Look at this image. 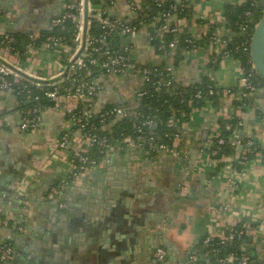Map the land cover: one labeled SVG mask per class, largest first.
Wrapping results in <instances>:
<instances>
[{"label": "crops", "instance_id": "0c3cea01", "mask_svg": "<svg viewBox=\"0 0 264 264\" xmlns=\"http://www.w3.org/2000/svg\"><path fill=\"white\" fill-rule=\"evenodd\" d=\"M63 1L0 0V31L45 30ZM243 1L174 0L187 4V15L176 21L180 29L198 41L178 63L173 62L176 80L187 87L206 78L230 88L232 95H218L203 104L204 111L188 114L176 155L149 158L141 151L118 152L83 173L63 193V210L45 197L48 186L65 177L73 154L69 147L52 155L66 128V104L44 106L39 131L20 132L18 99L11 92H0V243L13 240V258L6 264H156L153 252L160 246L166 260L159 264H192L189 255L203 236L219 237L237 225L251 239L247 253L264 262L263 155L256 152L238 170L233 165L236 153L216 158L208 143L219 119L237 117L238 140L250 138L264 149V83L242 98L239 61L220 56L205 41L211 31L220 37L235 35L226 25L224 7ZM109 13L131 16L124 0L109 7ZM128 42L140 61L167 64L143 32ZM73 50L67 45L53 54L39 51L33 62L24 52L3 54L9 65L30 66L31 77L51 78L64 71ZM137 81V76L114 78L99 91L97 103L102 107L131 103ZM236 147L239 152L241 145ZM28 175L33 179L29 186L24 179ZM26 189L31 203L25 211V232L20 233L14 225L21 222V193Z\"/></svg>", "mask_w": 264, "mask_h": 264}, {"label": "built area", "instance_id": "2783aa9c", "mask_svg": "<svg viewBox=\"0 0 264 264\" xmlns=\"http://www.w3.org/2000/svg\"><path fill=\"white\" fill-rule=\"evenodd\" d=\"M94 1H97L94 3ZM122 0H88V23L87 29L90 25V17H94L99 23L102 33L98 36H92L91 38L86 35L85 46L79 57L70 65L67 74L72 76L71 81L73 84L70 87L64 88L63 92L59 91L56 82L61 80L60 77L52 82H43L42 80H48L58 76L45 78L37 77V80L32 81V90L30 86L21 85V78H26L21 73L31 77L34 73L30 66L20 67L18 64L9 65L6 62L4 50L11 51L9 46L14 38L6 31H0V92H11L17 99L22 98L25 103L34 102L35 104L20 112V132L35 133L41 128L40 116L44 109L43 105H40L39 100L41 97L34 93L35 90L42 92L44 98L58 105L59 101H64L66 104L64 107V115L67 116V124L65 131L56 142V148L52 149V155L57 152V149L67 150L71 147L73 154L68 159V170L65 177L61 178L58 184H50L48 186L45 200L48 203L54 204L59 210H63L66 207L65 202L61 199L66 189L76 184L83 173L88 172L98 166L102 161H108L113 153L121 151H141L149 158H154L158 154L164 155H176L178 153L179 143L182 141V133L187 116L191 111L200 109L204 111L206 107L192 106V100L187 101L189 109L182 110L179 117H170L167 120L168 131L164 133L161 138L160 133L155 130L157 119L153 117H145L141 120H137L133 123L134 135L126 134L120 140L116 142V145H112L106 139V137H98L96 134H88L82 130L89 124V121L98 115L101 122H107L113 118H124L126 112L121 106H113L105 108L100 106L96 97L99 91H101L107 82L112 81L114 78L125 76L138 77L137 89L134 93L139 97L145 96L148 93L146 88L147 84L153 88L156 92H175V83L178 82L173 73V55L176 49V40L184 32L180 29L178 22L179 18L175 17L172 12L167 10H161L153 12L152 4L148 3V0H124L131 12L129 18H122L114 16L109 13V7L117 5ZM159 3V2H158ZM161 3L157 4L160 5ZM180 6H187V4H181ZM84 0H64L61 5V9L57 15L52 17L50 21V27L62 26L65 21H71L75 27V36L73 42L76 44V51L80 47L83 24H84ZM249 15V13H246ZM175 17V18H174ZM174 19V20H173ZM136 21L137 23H134ZM256 25V24H255ZM51 30V29H50ZM242 32L245 27H241ZM140 32H143L148 41L156 40L157 46H153L154 50L158 53H162L166 59V65L164 64L163 70H158L155 66L148 65L145 61H140L133 54V45L128 40L134 38ZM171 34L174 36L172 41L164 43L166 35ZM31 39H38L44 37L41 31L30 30L29 34ZM117 36L124 42H120L121 47L119 50H113L109 47V37ZM209 44L214 48V51L222 57H232L234 50H240L241 52L248 53L249 55V42L241 41L239 44L233 45L231 43V37H220L216 31H211L205 36ZM45 42L39 45H29L26 47L24 55H27V60L33 62V56L39 51L46 52L48 54L56 53L59 49L67 47L66 43L60 41L56 36H46ZM250 57V56H249ZM251 63V61H250ZM95 67L103 70L96 73ZM66 74V75H67ZM257 75L252 64L250 72L245 74L242 70V76L240 77L241 86L243 91L241 92L242 98L247 97L249 94L255 92L259 87L253 82L254 77ZM65 77V76H64ZM40 80V81H39ZM46 87L47 89H44ZM49 87H52L49 88ZM208 94L213 95L215 91L210 86ZM222 96H231L232 90L230 88L221 87ZM194 98L202 99L201 93L197 91L194 94ZM204 100V97H203ZM211 100H205L206 104H210ZM19 103V102H18ZM211 108V105H209ZM139 111L134 112V117L140 116ZM264 120V114L262 115ZM226 129H230L229 125L225 126ZM236 130L227 139L220 136L219 126L209 133L208 143L211 145L210 153L215 156L216 149H212L214 143L218 145H224L229 141V145H239L238 135ZM76 133V134H73ZM71 137H68V136ZM98 144L105 149L104 157L96 162L89 159L85 153L91 145ZM254 142L248 140L245 146V150H249L250 146H253ZM224 156V155H222ZM247 162L246 156L236 153L235 163L245 164ZM235 166V164H233ZM25 182L29 184L32 182V176L28 175ZM22 213L20 214L22 224L15 226L16 231L20 233L25 232L24 216L26 207L30 206L31 195L28 189L23 190L21 193ZM3 223L0 219V225ZM242 232V231H240ZM245 232V229H244ZM235 231L230 230V234L227 236L222 234L218 238L221 240L230 239L234 236ZM246 233V232H245ZM208 236L204 240V244L207 245L209 239ZM13 258V247L9 244L0 245V264L7 263ZM153 259L162 263L166 260V251L162 247H157L153 252ZM189 261L192 264H204L197 256L193 249L189 255ZM220 263H232L236 264H251L246 256H239L232 252L225 258L219 259Z\"/></svg>", "mask_w": 264, "mask_h": 264}, {"label": "trees", "instance_id": "16d2710c", "mask_svg": "<svg viewBox=\"0 0 264 264\" xmlns=\"http://www.w3.org/2000/svg\"><path fill=\"white\" fill-rule=\"evenodd\" d=\"M96 2L97 1H94V3ZM158 2L161 4L157 5L159 4ZM148 3L152 4L154 13L161 10H167L172 12L174 15H176L177 18L185 16L188 13L187 12L188 10L185 6L177 5L176 3H174V0H148ZM263 9H264V0H244L240 5H236V6H233L231 4L225 5L224 15L226 19V25L231 31L235 33V35L231 37V43H233V45L239 44L241 41H246V40L249 42L254 26L262 16ZM246 13H249V15H246ZM89 20H90V25L87 29L88 37L91 38L92 36H98L99 34H101L102 29L99 23L97 22V20L94 17H90ZM133 22L137 23L136 21ZM241 27H245V30L243 32L241 30ZM6 32L14 38V41L9 45L12 48L11 51L14 52L17 51L19 54L25 52L26 47L29 45L43 44L46 41L45 37L49 35L56 36L60 39V41L71 46L74 49L73 55L76 52V44H74L73 42V38L75 36V27L73 23L68 20L65 21L62 24V26H54L52 28L49 26L47 29L42 30L41 33L43 34L44 37L38 39H31L29 36L30 31H28L25 34L19 32L18 33L17 32L13 33L9 31ZM108 39H109L108 44L111 49L119 50V48H122L119 42L121 41V39H119L117 36H111ZM173 39L174 36L168 34L166 35L165 39H163V41L164 43H168ZM150 43L153 46H157L158 44L156 40H153ZM197 43L198 41L193 40L186 33L180 35L176 40V49L173 55L174 65L183 58L184 53L186 51L192 49L194 46H197ZM233 54H234L233 57H235L239 61V64L242 70L244 71V73L245 74L249 73L251 69V63L248 53L245 52L243 53L240 50H234ZM155 67L158 70H163L164 65H157ZM93 71L99 73L102 72L103 70H100V68L95 67ZM71 79L72 76L67 74L61 80L56 82V85L58 86L60 92H63L64 88L70 87L73 84ZM32 81L34 80L30 78L26 79L22 77L21 78L22 84L19 85V88L21 89L23 84H26L30 86V88L32 89L31 87ZM253 82L256 84L257 87H260L264 83V80L259 75H256L253 79ZM210 86L215 91V94L213 95L208 94ZM49 88L52 89V87ZM146 88L148 90V93L145 96L139 97L135 94L133 97V101L131 103L128 102L129 104H122V105L108 104L105 106V108H109L113 106L123 107L126 112V116L124 118H113L107 122H101L99 116L94 115V117L89 121V124L82 131L87 132L88 134L94 133L98 137H106L109 143H111L112 145H116V142L120 140L124 135L126 134L134 135L133 123L135 121H137L138 119L141 120L145 117L154 116V118L157 119L155 130L158 133H160L161 138H164L163 137L164 133L168 131L166 125L167 120L172 116L175 118L179 117L180 112L182 110L188 111L189 106L187 101L189 99L192 100V106L200 107L205 103V100L212 101L218 95L221 94V87L210 82L206 78H202L200 82L195 83L193 85H189L187 87L182 86L180 83L176 82L175 92L171 94L163 91L156 92L153 90L150 84H147ZM44 89L47 88L44 87ZM197 91L201 93L202 99L194 98V94ZM34 93L41 97V99L39 100L40 105L50 106L53 104V102L43 97L42 92H38L37 90H35ZM18 102H19L18 110L20 112L25 111L26 109L32 107L35 104L34 102L25 103L22 98H18ZM137 111H139L141 115L134 117V112ZM67 116L65 117L67 118ZM226 125H229L230 129H226L225 128ZM218 126H219L220 136L227 139L229 136L233 134L234 130L236 131L241 130V120L237 117H232L228 120L219 119ZM64 132L65 131H62L59 137H61ZM68 137L71 136L69 135ZM249 139L250 138L246 139L244 137L240 138L239 142L241 145V150L239 152L237 151V147L229 145V141H227L224 145H218L214 143L212 145V149L217 150L215 157L218 158L222 155L230 156L233 155L234 153H238L246 156V159L248 161L255 156L256 152H261L264 159V149H262L258 145V143L254 142V145L250 146L249 150L248 149L245 150L246 143ZM85 155L89 159L99 162L105 155V149L103 148V146L94 144L89 147L88 152H86ZM242 166L243 164L235 163V167L238 170H240ZM60 180L53 181L51 184H58ZM61 199L65 202L64 197H61ZM1 217L2 216L0 214V219ZM18 224H22V222L17 223L16 225ZM231 229L235 231L234 236L232 238L221 240L218 237H211L207 245L204 244V240L208 236L206 235L203 236L200 239V241L194 246V250L197 256L200 258V260L204 264H223L218 262V260L223 259L229 253L234 252L239 256H246L251 264H264L263 261H260L254 258L253 256H250L247 253L246 246L250 243L251 239L244 232V228H242L241 225H237L233 228L226 230L225 235L228 236L230 234ZM3 243L9 244L13 247V240L11 238L4 241ZM3 243H0V245ZM160 247L164 248L163 246ZM1 264H6V263H1ZM228 264H236V263L232 262Z\"/></svg>", "mask_w": 264, "mask_h": 264}, {"label": "water", "instance_id": "95a60500", "mask_svg": "<svg viewBox=\"0 0 264 264\" xmlns=\"http://www.w3.org/2000/svg\"><path fill=\"white\" fill-rule=\"evenodd\" d=\"M88 0H84V24H83V31H82V38H81V44L76 53L74 54L73 58L70 60L66 68L64 69L63 73L56 78L48 79V80H42L43 82H52L54 80L59 79L60 77L66 76L68 69L70 65L79 57V55L82 53L85 41H86V35H87V23H88V6H87ZM249 56L251 64L257 73L263 80H264V9L262 16L254 26L253 32L251 34V39L249 43ZM23 76L33 79L34 81L37 80L36 78L29 77L23 73H21ZM40 81V80H39ZM240 150V147L238 148ZM156 262V261H154ZM156 264H159L158 262Z\"/></svg>", "mask_w": 264, "mask_h": 264}]
</instances>
